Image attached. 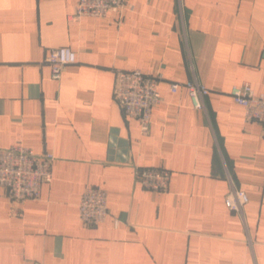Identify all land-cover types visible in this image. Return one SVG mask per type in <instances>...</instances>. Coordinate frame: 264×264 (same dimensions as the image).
Returning a JSON list of instances; mask_svg holds the SVG:
<instances>
[{"label":"crops","instance_id":"0c3cea01","mask_svg":"<svg viewBox=\"0 0 264 264\" xmlns=\"http://www.w3.org/2000/svg\"><path fill=\"white\" fill-rule=\"evenodd\" d=\"M76 4L0 0V150L55 157L37 200L0 188V264H264V139L229 95H264V0H126L104 18H75ZM59 47L77 60L55 81L44 59ZM130 70L161 76L146 134L113 103ZM193 80L204 109L169 90ZM134 168L169 171L168 191ZM230 182L248 195L242 216L224 204ZM88 186L107 192L96 227L78 216Z\"/></svg>","mask_w":264,"mask_h":264},{"label":"built area","instance_id":"2783aa9c","mask_svg":"<svg viewBox=\"0 0 264 264\" xmlns=\"http://www.w3.org/2000/svg\"><path fill=\"white\" fill-rule=\"evenodd\" d=\"M126 0H77L74 17L104 18L109 13L120 14ZM76 53L68 47L52 48L44 59L50 68V77L58 81L64 67L76 62ZM160 74L146 75L140 70L118 71L115 77L113 103L123 113L138 121L141 134H146L151 124V113L161 102L158 92ZM183 88L193 109H204L203 99L209 93L205 85L196 80L172 83L170 92ZM229 95L243 110L245 122L260 126V137L264 139V95L254 94L248 84L233 86ZM55 160L51 152L34 153L30 148L13 145L0 150V188L6 190L14 202L37 200L43 184L51 181ZM135 180L153 193H165L169 188L170 173L162 168H134ZM249 201L248 195L236 189L230 182L225 196V206L242 216V208ZM78 216L82 224L96 227L108 216L107 192L98 186H88L78 203ZM117 223V221H116Z\"/></svg>","mask_w":264,"mask_h":264},{"label":"water","instance_id":"95a60500","mask_svg":"<svg viewBox=\"0 0 264 264\" xmlns=\"http://www.w3.org/2000/svg\"><path fill=\"white\" fill-rule=\"evenodd\" d=\"M110 146L113 149L118 148L119 150L117 154L122 155L124 153V149L126 148V143L123 141H119L115 137H113L111 139ZM113 149L110 151V159L112 158V154H115V150Z\"/></svg>","mask_w":264,"mask_h":264}]
</instances>
